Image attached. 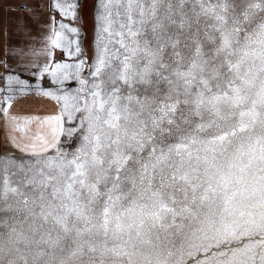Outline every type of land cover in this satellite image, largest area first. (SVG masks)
<instances>
[{"label": "snow or ice", "instance_id": "snow-or-ice-1", "mask_svg": "<svg viewBox=\"0 0 264 264\" xmlns=\"http://www.w3.org/2000/svg\"><path fill=\"white\" fill-rule=\"evenodd\" d=\"M49 6L57 89L4 65L0 264H264V0H98L91 61ZM33 90L58 112L10 115Z\"/></svg>", "mask_w": 264, "mask_h": 264}, {"label": "crops", "instance_id": "crops-1", "mask_svg": "<svg viewBox=\"0 0 264 264\" xmlns=\"http://www.w3.org/2000/svg\"><path fill=\"white\" fill-rule=\"evenodd\" d=\"M50 14L55 15L47 0H0V76L5 74V64L10 70L20 71L36 70V65L48 62L43 51ZM58 110L59 105L52 98L31 93L14 100L10 115L43 116ZM10 132V125L0 112V145L6 140L8 149H13L9 143Z\"/></svg>", "mask_w": 264, "mask_h": 264}, {"label": "rangeland", "instance_id": "rangeland-1", "mask_svg": "<svg viewBox=\"0 0 264 264\" xmlns=\"http://www.w3.org/2000/svg\"><path fill=\"white\" fill-rule=\"evenodd\" d=\"M47 4L50 5V0H47ZM98 0H79V20L72 21L73 25L78 26L81 29L82 36V46L87 53L88 60L91 61L94 49H95V36L98 27V22L96 20V15L98 12ZM56 19L60 20L61 17L57 14ZM69 22L68 20H65ZM59 60H69V58L64 55L60 50H57V58L56 62ZM12 74L19 75L22 79L27 80L33 89H36V86L39 84L41 88H54L57 89V85L52 81L49 75H45L43 79H41L38 75L34 74L36 70H10ZM85 75L87 72L85 71ZM67 86L71 88H75L78 86L76 81L67 82ZM0 87H6V73L3 76H0ZM19 87V86H16ZM31 93H39V90L27 91L26 93H17L16 98H21L27 96V94ZM42 95V94H41ZM44 96V95H43ZM50 98V97H49ZM14 99V100H15ZM73 126V125H67ZM80 134L76 133L74 136L70 138H63L61 140V146L65 151L72 152L75 151V148L79 146L80 143ZM5 153L14 154L16 157H21L23 154L20 153L16 149H8L6 140L0 145V157L4 156Z\"/></svg>", "mask_w": 264, "mask_h": 264}, {"label": "bare ground", "instance_id": "bare-ground-1", "mask_svg": "<svg viewBox=\"0 0 264 264\" xmlns=\"http://www.w3.org/2000/svg\"><path fill=\"white\" fill-rule=\"evenodd\" d=\"M66 22V21H65ZM67 23V22H66ZM74 26H76V25H74ZM63 61H67V60H59L58 62H63ZM42 89H44V88H42ZM45 90H53V91H55L54 90V88H45Z\"/></svg>", "mask_w": 264, "mask_h": 264}]
</instances>
